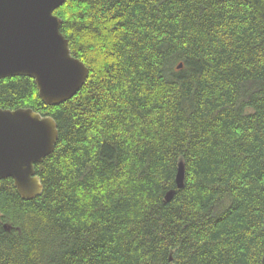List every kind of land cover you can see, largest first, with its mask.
<instances>
[{
    "label": "trees",
    "instance_id": "1",
    "mask_svg": "<svg viewBox=\"0 0 264 264\" xmlns=\"http://www.w3.org/2000/svg\"><path fill=\"white\" fill-rule=\"evenodd\" d=\"M53 13L89 72L55 105L30 77L0 78L1 108L58 128L35 164L40 195L0 179V264H260L264 0H65Z\"/></svg>",
    "mask_w": 264,
    "mask_h": 264
},
{
    "label": "water",
    "instance_id": "2",
    "mask_svg": "<svg viewBox=\"0 0 264 264\" xmlns=\"http://www.w3.org/2000/svg\"><path fill=\"white\" fill-rule=\"evenodd\" d=\"M65 0H0V78L27 76L34 80L40 99L55 105L73 97L84 84L88 68L74 57L53 12ZM178 69L182 67L179 63ZM58 138L53 117L31 108L0 107V179L11 178L24 199L40 195L43 185L35 164L49 155ZM177 188L184 185L178 163ZM174 190L165 193L169 201ZM5 229L9 225L3 224ZM264 234V217L262 220ZM171 259V258H170ZM264 264V254L261 263Z\"/></svg>",
    "mask_w": 264,
    "mask_h": 264
}]
</instances>
